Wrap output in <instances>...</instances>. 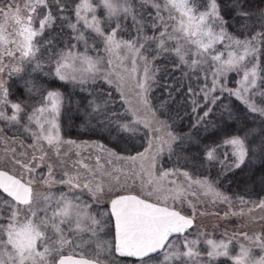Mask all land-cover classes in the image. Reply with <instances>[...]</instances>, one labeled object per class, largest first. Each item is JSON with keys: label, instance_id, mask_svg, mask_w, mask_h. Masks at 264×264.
Returning <instances> with one entry per match:
<instances>
[{"label": "snow or ice", "instance_id": "snow-or-ice-1", "mask_svg": "<svg viewBox=\"0 0 264 264\" xmlns=\"http://www.w3.org/2000/svg\"><path fill=\"white\" fill-rule=\"evenodd\" d=\"M228 6L238 35L228 31L220 0H0V264H215L220 257L264 264V229L220 240L199 230L197 216L206 213L193 187L226 205L224 217L257 223L264 198L252 197H264V176L260 192L231 196L216 180L194 179L178 166L187 157L175 148L191 138L173 135L175 118L164 103L152 104L161 61L180 72L174 90L186 89L194 126L215 129L209 117L225 96L264 117V8L246 0ZM33 74L81 88H130L136 104L126 111L111 107V91L89 93L86 105L89 117L114 128L120 152L94 144L100 151L85 156L63 139L62 94ZM13 77L24 82L26 98L10 92ZM135 139L146 141L143 151L122 147ZM65 145L77 151L70 155ZM203 156L202 166H218L220 175L253 158L264 167V128L229 133Z\"/></svg>", "mask_w": 264, "mask_h": 264}, {"label": "trees", "instance_id": "trees-1", "mask_svg": "<svg viewBox=\"0 0 264 264\" xmlns=\"http://www.w3.org/2000/svg\"><path fill=\"white\" fill-rule=\"evenodd\" d=\"M220 2L221 14L225 17L227 23L231 25V27H228V31L238 35L239 22L238 18L235 17V13L228 6L230 5V0H220ZM246 2L252 9L264 8V0H246ZM229 17H233V19H229ZM157 64L160 71L156 76L157 85L152 93V104L164 103L169 115L175 118L174 123L169 121L173 135L191 138L188 142L178 141L175 145L176 150L181 152L183 157H187V161L182 159L178 166L182 170L188 171L194 179L207 176L211 180L218 181L215 185L216 188L229 196L233 193H242L245 189L254 188L256 192H260L259 179L264 176V167H261L259 158H253L252 163L247 164L246 167L225 175L219 174L218 166L204 167L202 162L206 145L213 144L229 133L242 135L248 129L260 130L264 128V117L257 113L249 112L233 97L225 96L222 101L217 103L213 109V114L209 117V120L216 125V128L214 129L207 125L196 127L194 126L195 116L191 112V104L183 98L186 89H181L179 93L174 90L178 86L175 77H179L180 72L178 70L173 72L170 63L157 61ZM33 76L36 77L35 82L38 85H42L44 89L56 90L62 94L63 103L61 105L59 124L63 139L74 140L77 143H98L120 152V147H117L115 143L118 137L114 128L106 127L104 122L86 114L88 111L86 107L87 101L92 98L89 93L100 91L105 93L111 91V107L116 111H121L123 107L126 111L129 107L126 104L122 105V100H125L120 95L119 89L113 91L111 86L99 82L88 84L81 88L77 84L60 81L52 76L42 77L38 76V74H33ZM234 83L233 76L230 75L228 80L229 87H233ZM9 85L11 86L10 92L17 99L26 98L25 85L19 77H13ZM169 85H172V87H169ZM170 96L174 97V99H170ZM257 103L259 104V101ZM226 108L233 113L231 118L225 112ZM202 112L203 109H200L197 114H202ZM221 129H226V131H221ZM213 131H216L217 135L213 136ZM125 136L127 138V134ZM146 146V141L140 139L122 144V147L127 148L133 154L137 150L143 151ZM169 164L170 162L165 164V167H168ZM252 198L260 199L264 197L253 196Z\"/></svg>", "mask_w": 264, "mask_h": 264}, {"label": "rangeland", "instance_id": "rangeland-1", "mask_svg": "<svg viewBox=\"0 0 264 264\" xmlns=\"http://www.w3.org/2000/svg\"><path fill=\"white\" fill-rule=\"evenodd\" d=\"M9 80L8 82H10ZM120 93H125V95L122 96V98L125 101H128L126 105L131 108L133 105L136 104L135 95L132 92L130 88H120ZM60 125V124H59ZM0 126H3L0 124ZM61 133V130H60ZM62 136V135H61ZM17 139L23 140L24 143H31V138H25L24 136H20ZM81 145V148L79 151L82 155H87L89 152L95 154L96 152H99L100 149L93 148L91 145L98 144V143H87L90 145L89 147L85 148V143H77ZM65 149L68 150L69 154L71 155L73 152L77 151V149L70 147V146H63ZM2 150V149H0ZM182 179V178H181ZM179 182V181H178ZM195 190L201 192L202 194V204L200 207V211L205 212L206 214L204 216H197L196 224L199 225V230L204 231L209 234V238L220 240L224 237V234L231 235L232 233H240L241 231H255L260 232L262 229H264V221H259L257 223L250 222L249 219L241 217V216H229L224 217L223 213L227 210V206L220 204V203H212L209 199V196L203 195V190L200 189L198 186H193ZM203 201H208L206 204L203 203ZM235 210V209H234ZM255 216L259 217L261 215H264V212H260L257 210L254 213ZM244 241H238V243H243ZM233 248H235V251L238 252V244L233 245ZM231 254H235L234 252ZM215 264H234V261L230 260L227 257H220Z\"/></svg>", "mask_w": 264, "mask_h": 264}]
</instances>
